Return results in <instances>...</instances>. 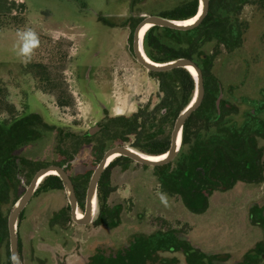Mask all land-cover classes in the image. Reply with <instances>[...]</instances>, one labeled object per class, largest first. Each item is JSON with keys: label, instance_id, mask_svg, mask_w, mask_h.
Returning a JSON list of instances; mask_svg holds the SVG:
<instances>
[{"label": "rangeland", "instance_id": "rangeland-1", "mask_svg": "<svg viewBox=\"0 0 264 264\" xmlns=\"http://www.w3.org/2000/svg\"><path fill=\"white\" fill-rule=\"evenodd\" d=\"M24 1L26 16L0 28V78L8 90V103L16 109V118L39 113L54 130L42 128V140L24 146L18 155L36 163L39 170L47 164H64L75 184L77 180L90 181L89 175L100 161L94 154L96 141L83 144L89 130L109 117L130 116L142 106L154 107L160 102L158 82L134 58L132 33L143 18L160 16L192 0ZM239 19L247 25L243 44L232 56L224 53L217 57L214 74L230 95V102L239 106V120L244 112L256 109L264 121V2L245 6ZM26 28L38 34L40 44L36 50L50 64L53 75L66 85L74 100L72 106L62 108L54 94L43 93L34 75L27 72L28 64L16 55L17 31ZM212 47L213 42L208 43L203 51L210 52ZM63 53L67 58L60 61L58 57ZM245 100L252 102L245 104ZM258 100L263 105L258 106ZM9 119L8 113L0 114V121ZM260 144L264 147V140L260 139ZM106 145L104 153L119 145L132 147L111 139ZM122 173L117 170L114 175L118 190L111 200L130 201V209L116 228L80 227L73 221L57 219L55 215L67 207L71 216L65 190L41 192L33 198L19 221L23 263L84 264L98 243L112 241L119 246L137 233L149 234L158 229L178 230L197 249L220 255L221 264L241 261L258 242L264 247V228L250 219L251 207H264V182L216 192L206 212L193 214L180 198L160 190L152 168L135 164L129 174L121 177ZM19 179L17 192L2 198L6 219L17 194H24L32 180L25 173ZM162 195L167 198L166 204ZM79 211L84 213L80 207ZM9 253V236H0V264H8ZM163 257L167 264H185L180 253Z\"/></svg>", "mask_w": 264, "mask_h": 264}, {"label": "trees", "instance_id": "trees-1", "mask_svg": "<svg viewBox=\"0 0 264 264\" xmlns=\"http://www.w3.org/2000/svg\"><path fill=\"white\" fill-rule=\"evenodd\" d=\"M247 4L255 3L253 0H211L207 17L196 29L182 32L155 26L147 31L144 37V50L151 60L165 63L180 58L191 59L197 63L203 73L205 97L200 108L193 113L184 127L182 146L177 158L165 166L154 168L163 190L179 195L184 205L197 214L204 213L208 209L209 200L204 192L209 194L215 191L226 192L234 188L238 181L259 184L264 182V147L260 144V139L264 140V121L259 117L261 111L256 110L255 113L246 111L239 120L237 119L240 115L239 106L230 104V107H227L230 97L221 101L218 110L216 103L224 87L214 74L216 58L203 51L206 41L216 40L218 41L216 47L220 48L221 42L242 38L243 33L239 35L233 32L238 26L242 30V25L234 22L240 20L241 10ZM198 8L199 0H192L160 16L183 21L194 17ZM23 18L24 16L0 15V28L16 24ZM225 30L229 33H223ZM232 47L228 45L229 49ZM66 58L65 53L58 57L60 61ZM27 72L34 75L43 93L56 96L60 107L67 108L73 105L74 100L66 85L62 79L53 75L50 64L41 59L39 50H35L32 61L28 63ZM150 76L159 85L160 102L157 105L142 106L130 116L109 117L103 123V129L98 135L83 137V144L96 141L94 154L99 161L102 160L104 151L108 147L106 145L108 139L130 144L148 155H162L169 150L175 122L192 101L196 82L191 73L184 68L168 72H150ZM7 91L4 81L0 78V114L8 113L11 117L9 120L0 121V223L2 226L0 236L4 238H8L9 231L8 219L4 218L2 213V198H10L14 192H17L18 186L21 185L19 176L22 173H25L26 177L33 178L39 171L36 163L20 157L18 153L24 146L42 140L44 135L41 132L42 128L48 129L47 131L54 130V127L50 126L39 113L16 118L15 107L6 99ZM134 163L129 158L118 157L104 172L98 187V212L93 221L94 226L107 228L118 226L119 222L116 220L120 221L124 206L122 203L109 201L112 192L117 189L115 185L113 186L116 173L114 169L122 172ZM56 165L64 166L61 163ZM77 181L76 190L80 208L84 210L89 180L87 178L85 181ZM55 190L63 191V183L57 176H48L41 183L35 197L41 192ZM21 196L17 194L16 201ZM252 212L264 228L262 210L253 208ZM23 216L24 212L19 221ZM55 216L65 223L72 221L70 207L61 210ZM177 242L172 232L154 233L136 240L128 250L115 252L116 256H106L104 252H97L88 264H160L162 260L158 259V252L171 251ZM19 243L22 255L21 240ZM259 245V248L264 250L262 244ZM179 247H184L186 253H189L186 258L187 264H207L204 259L205 254L180 242ZM9 256L8 264H12L10 253Z\"/></svg>", "mask_w": 264, "mask_h": 264}, {"label": "water", "instance_id": "water-1", "mask_svg": "<svg viewBox=\"0 0 264 264\" xmlns=\"http://www.w3.org/2000/svg\"><path fill=\"white\" fill-rule=\"evenodd\" d=\"M209 5L210 0H199V9L197 14L194 16H198L199 18L190 25L179 24L176 22H184V21H177V20H170L162 16H147L145 17L136 27L133 35V44H132V51L134 58L136 61L147 71L149 72H168L175 69L184 68L189 70L192 68L197 73V78H195L192 73L191 75L195 79L196 82V90L192 101L189 105L181 112L178 116L172 134H171V144L169 150L162 154V155H155V156H166L165 159L161 161H154L150 160L149 158L142 155V153L134 150V147H129L126 145H119L110 148L107 150L100 161L99 165L94 170L91 179L88 184L87 193H86V203H85V211L82 218H78V210H79V201L76 194L75 186L73 180L66 170L65 166L59 165H51L48 167H44L37 171V173L32 178L31 182L26 188V191L22 196L16 201L13 205L9 217H8V231H9V240H10V255L12 264H24L20 252V237H19V219L21 214L24 212L26 207L35 197V194L40 187L43 180L48 177L52 176L51 172H57V176L61 179L63 183L64 190L68 197L70 206H71V216L72 220L77 225H89L91 224L97 214L98 210V187L101 181V178L109 167V165L118 157H126L134 162L151 167H161L171 163L179 154L182 146L183 140V130L184 127L189 120V118L196 112L203 103L205 97V86H204V77L201 68L197 65V63L191 59L180 58L170 62L165 63H158L151 60L145 50H144V38L141 39V31L146 25H150L152 27H162V28H169L177 31H190L197 28L203 20L206 18L209 12ZM150 28V29H151ZM149 29V30H150ZM146 35V34H145ZM145 37V36H144ZM222 99V94L219 96L217 100V107L220 108V103ZM100 128L95 127L91 129L90 135L97 132ZM145 155V154H144ZM113 156H117L113 161H110V158ZM154 156V155H152ZM15 256L18 258L17 261H13L12 257Z\"/></svg>", "mask_w": 264, "mask_h": 264}, {"label": "flooded vegetation", "instance_id": "flooded-vegetation-1", "mask_svg": "<svg viewBox=\"0 0 264 264\" xmlns=\"http://www.w3.org/2000/svg\"><path fill=\"white\" fill-rule=\"evenodd\" d=\"M253 2L255 3V4H247V5H251V6H256V5H261V3H263L264 2V0H253ZM210 4H211V0H210ZM247 5H245V6H247ZM244 6V7H245ZM199 9V8H198ZM209 10H210V5H209ZM242 11V10H241ZM209 13V12H208ZM208 15V14H207ZM207 17V16H206ZM144 19V18H143ZM142 19V20H143ZM141 20V21H142ZM184 21V20H183ZM129 23H132V21H130ZM222 23H224V22H222ZM235 24H239V25H242V30H241V27L240 26H238L237 28H235V30H233V32H235V34H242V38L239 40V39H237V38H234V39H230L229 41H227V42H221V44H220V48H217L216 47V45L218 44V41H206L205 43H204V47L208 44V43H211V42H213V47H212V50L210 51V52H206V54H208L209 56H211V57H215L216 59H217V57H222V55H224V53L225 54H228V55H230V56H232L233 54H235V53H237L238 52V50L241 48V46H242V44H243V37H244V30L246 29V27H247V25L244 23V22H242V21H235L234 22ZM128 25V24H127ZM130 25V24H129ZM201 25V24H200ZM199 25V26H200ZM111 26H117V25H111ZM138 26V25H137ZM198 26V27H199ZM120 28H123V27H120ZM196 29V28H195ZM194 30V29H193ZM135 31V30H134ZM191 31V30H190ZM182 32H184V31H182ZM187 32V31H186ZM225 32H227V33H229V31H223V33H225ZM132 35H134V32L132 33ZM132 38H133V36H132ZM205 38V36L203 37V39ZM237 41H238V44L236 45V43H237ZM133 44V43H132ZM234 44H235V46H234ZM228 45H230V46H233L232 48H228ZM203 47V48H204ZM92 68H89V70H91ZM222 94V99H221V101L223 100V99H226V97H229L228 95H226V93H225V89H224V91L221 93ZM263 96H264V93H263ZM252 101H248V102H244L245 104H249V103H251ZM257 103V105L258 106H261V105H263V102L262 101H257L256 102ZM217 104V103H216ZM230 104H233L232 102H230V100H229V103L227 104V107H230ZM220 105H221V103H220ZM236 105V104H235ZM238 106V105H237ZM218 108V107H217ZM218 110H220V108L218 109ZM256 112V109L255 110H253V113H255ZM239 117V116H238ZM238 117H237V119H238ZM97 127H99L100 128V131H102V129H103V124L101 125V126H97ZM90 131V130H89ZM96 133V132H95ZM94 133V134H95ZM94 134H92V135H90V132H88V135L87 136H93ZM105 154V153H104ZM177 158V157H176ZM175 158V159H176ZM175 159L173 160V161H175ZM133 161V160H132ZM172 161V162H173ZM138 165V163H134V164H130L129 166H127V168L125 169V170H123L122 172V177H124L126 174H129V172L130 171H132V166L133 165ZM141 165V164H140ZM142 167L143 168H146V166L145 165H142ZM152 168L153 170H154V168H156V167H151V166H147V168ZM162 167V166H161ZM67 170V169H66ZM117 170H119V169H114V171L115 172H117ZM68 171V170H67ZM155 172V171H154ZM155 175H156V177H157V180H158V182H159V179H158V176H157V174L155 173ZM71 176V175H70ZM71 178H72V176H71ZM91 179V178H90ZM73 180V179H72ZM74 183V182H73ZM125 184H128V182L126 181V183ZM239 184H259V183H248V182H244V181H238L235 185H234V188L237 186V185H239ZM74 186H75V190H76V184L74 183ZM113 186H114V184H113ZM159 187H160V190L163 192V193H165V194H168L169 196H173V197H178V198H180V200L182 201V203H183V200H182V198L179 196V195H177V194H170V193H167V192H165L164 190H163V188L161 187V185H160V182H159ZM88 188V187H87ZM233 189V188H232ZM231 189V190H232ZM117 190L118 189H116V191H114V192H112V194H114V193H116L117 192ZM231 190H229V191H231ZM216 192H220V191H215V192H213L212 194H209V193H206V192H204V194L207 196V198H208V200H210L211 199V197L216 193ZM226 192H228V191H226ZM87 193V192H86ZM76 194H77V190H76ZM112 194H111V196H110V199H109V201L110 202H117V203H122L123 204V206H124V209H123V213H122V215L120 216V221H118V220H116L117 222H119L118 223V226L120 225V223H121V219H122V216L125 214V213H127V212H129V203H130V201H116V200H114V201H112L111 200V197H112ZM77 197H78V194H77ZM35 198V197H34ZM78 201H79V198H78ZM85 203H86V199H85ZM183 205H184V203H183ZM256 205H254L253 207H251V214H250V219H251V221L252 222H257L258 221V219L256 218V215L252 212V209L253 208H255V209H261L262 210V214L264 215V207L263 206H258L257 205V207H255ZM79 207H80V202H79ZM184 207L188 210V211H190L185 205H184ZM79 211V210H78ZM84 211H85V208H84ZM98 212V211H97ZM191 213H193L192 211H190ZM79 213V215H81L82 213L79 211L78 212ZM84 214V213H83ZM83 214L81 215V217H83ZM194 214V213H193ZM142 215V214H141ZM97 216V215H96ZM71 220H72V216H71ZM256 220V221H255ZM73 221V220H72ZM259 222V221H258ZM259 224L260 225H262L261 224V222H259ZM77 225V224H76ZM93 226V227H97V226H94L93 225V222L91 223V224H89V225H77V226H80V227H86V226ZM118 226H116V227H118ZM99 227H104V228H107V227H105V226H99ZM116 227H111V228H116ZM98 228V227H97ZM108 229H110V228H108ZM162 232H166V233H168V232H172V233H174V236H175V238H176V241H178L177 242V244H176V246H174L172 249H171V251H159L158 252V259L159 260H162V264H167L166 262H164L163 260L164 259H161V258H165V257H163V254H166V253H169V254H178V253H180V254H182L183 256H184V259H185V264H187L186 263V258H187V256L189 255V253H186V250L184 249V247H179V242L180 243H182V244H186L187 246H190V247H192L193 248V250H195V251H198L199 253H202V254H205L206 255V258H204L205 259V261H206V263L207 264H221V256L220 255H214V254H210V253H205L204 251H202V250H200V249H197L191 242H189V240H188V238L187 237H185V236H183V234L181 233V232H179L178 230H174V229H158V230H156L155 232H152V233H137V234H135V235H133L131 238H130V240L129 241H126V243H124V244H122V245H119V246H117L116 244H114L112 241H107L106 243H98L97 244V246H96V248H95V252L93 253V255H95L97 252H104L105 253V255L106 256H110V255H114V256H116L114 253L115 252H118V251H123V250H128V249H130V247H131V245L133 244V243H135L136 242V240H141V238H143V237H146V236H151V235H153L154 233H162ZM259 244H261L260 242H258L257 244H256V246L253 248V249H251V250H249V251H247L245 254H244V256H243V258H242V260L241 261H239V262H234V264H242V263H248V264H253V263H255V264H261V263H264V250L262 249V248H259ZM92 255V256H93ZM22 256V255H21ZM92 256L90 257V259L86 262V263H84V264H88L89 262H90V260H91V258H92ZM23 260V259H22ZM160 263V264H161ZM156 264H158V263H156Z\"/></svg>", "mask_w": 264, "mask_h": 264}, {"label": "clouds", "instance_id": "clouds-1", "mask_svg": "<svg viewBox=\"0 0 264 264\" xmlns=\"http://www.w3.org/2000/svg\"><path fill=\"white\" fill-rule=\"evenodd\" d=\"M16 35V55L21 58L22 63L28 64L32 61L35 50L39 47V36L31 28L18 30ZM161 200L163 203H167L166 196L162 195ZM12 259L14 262L18 260V258L15 256H13Z\"/></svg>", "mask_w": 264, "mask_h": 264}, {"label": "crops", "instance_id": "crops-1", "mask_svg": "<svg viewBox=\"0 0 264 264\" xmlns=\"http://www.w3.org/2000/svg\"><path fill=\"white\" fill-rule=\"evenodd\" d=\"M27 11L24 0H0V15L26 16Z\"/></svg>", "mask_w": 264, "mask_h": 264}, {"label": "bare ground", "instance_id": "bare-ground-1", "mask_svg": "<svg viewBox=\"0 0 264 264\" xmlns=\"http://www.w3.org/2000/svg\"><path fill=\"white\" fill-rule=\"evenodd\" d=\"M199 18V15L190 19V20H187V21H184V22H176V23H179V24H184V25H190L192 23H194L197 19ZM151 28V26L148 24L146 26H144V28L142 29L141 31V39L144 38L145 34L147 33V31H149V29ZM190 72L192 73V75L197 78V73L194 69L192 68H189ZM143 156L149 158L150 160H154V161H161L163 159H165L166 156H152V155H144L142 154ZM117 156H113L110 158V161H113ZM52 175H57V172L53 171L51 172ZM79 212V211H78ZM82 215V214H81ZM81 215H79L78 213V218H82Z\"/></svg>", "mask_w": 264, "mask_h": 264}]
</instances>
